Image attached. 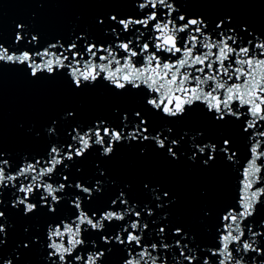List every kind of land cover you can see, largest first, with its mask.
I'll return each mask as SVG.
<instances>
[{
  "label": "snow or ice",
  "instance_id": "snow-or-ice-1",
  "mask_svg": "<svg viewBox=\"0 0 264 264\" xmlns=\"http://www.w3.org/2000/svg\"><path fill=\"white\" fill-rule=\"evenodd\" d=\"M126 2L127 12L96 18L102 37L77 23L42 41L35 14L15 24L13 39L0 33V73L8 67L31 82L62 80L75 93L104 86L142 98L112 117L64 109L42 130L25 129L42 144L37 151H5L0 141V264H107L113 255L120 264H264V35L231 16L190 15L178 6L186 0ZM193 112L217 133L177 132L173 124ZM134 145L140 157L235 169L238 195L203 210L210 243L172 216L177 197L164 185L108 174L102 165L117 147ZM13 217L44 223H25L10 243Z\"/></svg>",
  "mask_w": 264,
  "mask_h": 264
},
{
  "label": "water",
  "instance_id": "water-1",
  "mask_svg": "<svg viewBox=\"0 0 264 264\" xmlns=\"http://www.w3.org/2000/svg\"><path fill=\"white\" fill-rule=\"evenodd\" d=\"M178 6L190 15L199 14L206 20L231 16L234 21L244 23L250 30L255 29L264 35V0H186ZM131 7L126 0H50L43 6L36 0H0V33L5 41L13 39L15 24L30 22L35 14L42 41L63 34L77 23L82 28L91 27L102 37L95 29L96 18L106 14H122ZM141 104L142 98L137 94L122 97L112 94L104 86L75 93L62 80L54 84L47 81L31 82L19 70L5 67L0 73V141L5 151H37L42 148V144L33 141L25 129L34 126L42 130L54 115L66 108L78 109L83 119L90 120L112 117L116 107L124 109ZM153 123L154 126H160L162 122L153 118ZM173 127L177 132L182 128H199L207 129L209 134L217 133L200 112H193L184 121L174 123ZM229 131L235 132V126ZM235 139L241 153H245L246 141L238 134ZM139 147L118 146L112 160L102 166L107 167L108 174L120 182L141 185L150 179L153 183L164 185L177 197V203L169 209L172 216L198 231L203 243H210L211 231H204L203 227L210 226L212 221L203 219V210L214 209L238 195L239 180L233 178L235 169L230 171L219 160L213 168L204 169L185 159L178 163L170 162L154 153L140 157ZM96 158L93 156L88 162L89 168ZM260 218H264V209L261 210ZM12 219L16 232L9 233L10 243L12 239L18 238L25 223H44L43 217L31 221L18 217ZM107 264H120L119 256H111Z\"/></svg>",
  "mask_w": 264,
  "mask_h": 264
}]
</instances>
